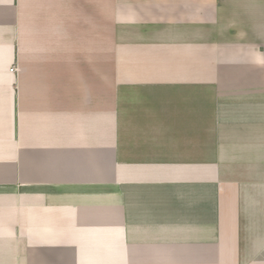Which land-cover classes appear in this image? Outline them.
Wrapping results in <instances>:
<instances>
[{
	"label": "crops",
	"instance_id": "obj_1",
	"mask_svg": "<svg viewBox=\"0 0 264 264\" xmlns=\"http://www.w3.org/2000/svg\"><path fill=\"white\" fill-rule=\"evenodd\" d=\"M116 4L0 0V264H264V51L208 66L201 22L137 12L170 27L150 47L171 62L124 61L115 103ZM220 4L254 25L253 0Z\"/></svg>",
	"mask_w": 264,
	"mask_h": 264
},
{
	"label": "rangeland",
	"instance_id": "obj_2",
	"mask_svg": "<svg viewBox=\"0 0 264 264\" xmlns=\"http://www.w3.org/2000/svg\"><path fill=\"white\" fill-rule=\"evenodd\" d=\"M117 4L113 8V42H112V65H113V102L118 100L120 97V93H124L125 90L121 89V86H123V83L126 81L124 79L123 74H125L124 67L126 66V63L124 61L128 62V59L132 61L130 58L137 56L141 60H151L152 57L143 56V55H152L153 52V58L159 60L160 62H163L164 64H167L168 61L171 62V58H168L166 55L164 58L159 56L161 52L164 50L168 52L167 47L170 46L172 43H163L166 46L163 49H160V51H157L155 49H151L150 45L152 42H156L157 39H162V37H168V34H166V30H168L170 27L160 25V35L157 36H151L148 34H144L146 30L151 31L153 28L156 29L152 24L148 25H133L131 18L133 16L138 15L141 19V24H145L148 20L159 18V17H167L168 19L171 18H193V23L195 22H201L198 24V26H192L193 34L198 35L199 42L195 46V50L197 52H204L207 54V59H202L199 56L193 55L190 57V53L188 49L186 48L183 52V55H185V65L188 66H199V60H196V58L202 59V61L205 62V65H217V60L215 59L214 55L220 51L222 48L221 46H230L233 44L236 48L239 49H249V50H262L264 51V39L261 38V35L264 33V0H253L254 3L257 5L255 7V10L253 9V13L249 15V18H253L254 25L251 26H243L242 24L233 25V20L240 22V20H243V14L241 11H238L234 9L233 12L231 9H227L226 5L220 4L221 1L224 0H113ZM120 1L124 2V14L121 16L119 15L120 10H118ZM261 3V4H260ZM219 4V5H218ZM261 5V7L259 6ZM218 6V8H217ZM260 7V9H259ZM254 8V7H253ZM219 10V14L223 13L226 17L227 14L230 12L231 18L227 19L229 24V34L239 35V40H232L234 38H229L230 40H222L225 39L224 36L220 35L218 31L225 34L226 26H218L217 28V21L221 20L217 16V11ZM224 17V18H225ZM223 18V19H224ZM151 21H156V20ZM188 23V19H187ZM136 29L138 32V28H140V32H138L139 36H136V32L132 34V29ZM248 31L252 32L254 31V37L250 40H247L245 35L248 33ZM153 33H158L156 30ZM162 35V37H161ZM123 41H121V38ZM133 38H136V40H132ZM138 39V40H137ZM192 45V43L190 44ZM234 47V48H235ZM163 50V51H162ZM171 50V49H170ZM192 54H195L194 52ZM191 58V63L188 60V58ZM206 60V61H205ZM125 64L123 69L120 67ZM131 64V63H130ZM257 64V62L255 63ZM263 64H264V58H263ZM120 72H122L120 76ZM191 75V76H190ZM182 76L187 77L185 80L189 79V81H215L216 75L211 74L210 71H202V70H195L194 72L190 74H183ZM168 80V78H167ZM180 80V79H177ZM124 81V82H123ZM123 82V83H122ZM113 104V111L118 113V107H116V104ZM115 117V115H113ZM115 133V132H113ZM119 176V170L118 168H113V179L118 180ZM115 187L113 186V191ZM116 205L113 202V206ZM115 208V207H114ZM118 209V208H117Z\"/></svg>",
	"mask_w": 264,
	"mask_h": 264
},
{
	"label": "built area",
	"instance_id": "obj_3",
	"mask_svg": "<svg viewBox=\"0 0 264 264\" xmlns=\"http://www.w3.org/2000/svg\"><path fill=\"white\" fill-rule=\"evenodd\" d=\"M16 69H12V71H15Z\"/></svg>",
	"mask_w": 264,
	"mask_h": 264
}]
</instances>
